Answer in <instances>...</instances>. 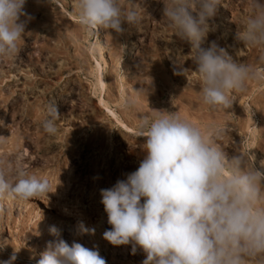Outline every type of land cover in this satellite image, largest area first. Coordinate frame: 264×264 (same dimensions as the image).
I'll return each instance as SVG.
<instances>
[{
	"label": "rangeland",
	"instance_id": "obj_1",
	"mask_svg": "<svg viewBox=\"0 0 264 264\" xmlns=\"http://www.w3.org/2000/svg\"><path fill=\"white\" fill-rule=\"evenodd\" d=\"M122 4L125 8L141 4L144 14L140 25L125 21L124 32L117 34L83 28L76 0L26 2L25 11L32 18L19 42L22 49L17 58L0 59V159L13 169L22 165L30 174L48 179L51 192L29 201L0 200L4 245L0 260L15 251L14 264H36L47 242L56 239L50 233L53 226L70 246L76 242L98 250L106 264H142L146 258L139 248L133 254L131 245L114 246L103 238L111 225L101 189L126 179L146 153L145 139L124 131L111 113L98 106V69L107 79L103 92L111 111L133 130L142 116L156 111H177L198 125L222 124L228 128L224 141L228 156L250 151L255 167L264 172L260 163L264 82H249L230 109H209L200 97L191 45L165 22L163 0H122ZM248 14L247 0H221L202 46L215 42L234 60L260 70L258 58L264 51L245 46L236 37ZM137 92H142L137 108L125 110V99L137 97ZM52 100L60 115L54 136L42 128ZM246 104L252 114L245 110ZM249 129L258 130L255 137ZM81 224L94 229V234L81 232Z\"/></svg>",
	"mask_w": 264,
	"mask_h": 264
},
{
	"label": "clouds",
	"instance_id": "obj_2",
	"mask_svg": "<svg viewBox=\"0 0 264 264\" xmlns=\"http://www.w3.org/2000/svg\"><path fill=\"white\" fill-rule=\"evenodd\" d=\"M27 0H0V59L17 58L20 41L32 18ZM165 22L173 34L191 45L199 92L211 110L232 107L251 81L264 82L260 70L233 59L215 42L203 47L212 30L209 21L221 0H163ZM78 23L85 29L124 32L123 22L141 24L144 8L122 0H76ZM249 14L236 37L245 46L264 51V2L247 0ZM23 17V19H22ZM187 70H182L185 74ZM137 97L128 96L123 108L134 110ZM42 128L58 132L60 115L55 100L48 103ZM228 128L209 122L198 125L177 111H156L137 124L136 137H145L146 153L126 179L101 189V203L111 228L103 238L114 246L141 249L142 264H264V172L250 151L229 157L224 150ZM250 157H254L250 158ZM264 167V161H261ZM11 177V178H10ZM50 181L30 174L22 165L12 168L0 159V200L29 201L47 195ZM81 232H91L83 224ZM47 242L36 264H106L98 250L60 238ZM4 247L0 244V250ZM16 252L0 264H14Z\"/></svg>",
	"mask_w": 264,
	"mask_h": 264
},
{
	"label": "bare ground",
	"instance_id": "obj_3",
	"mask_svg": "<svg viewBox=\"0 0 264 264\" xmlns=\"http://www.w3.org/2000/svg\"><path fill=\"white\" fill-rule=\"evenodd\" d=\"M99 66V64H98ZM97 81H96V87L98 88V92H100V95L98 97V101H99V104L98 106H102L104 109H106L109 113H111L117 120H118V123L119 125L121 126V128L126 131V132H131L135 138L137 140H143V139H146L145 137H136V131L133 130L132 128H130L129 126H127L126 124H124L121 120L118 119V117H116V115L111 111L110 107H109V103L107 102L106 100V96H105V92H103V90L105 89L106 87V82H107V79H106V76L104 75L103 71L98 69L97 71ZM245 110L246 111H250V114L253 113L252 109L250 108V104H246L245 105ZM249 131L251 132L252 136L255 137V133L258 131L257 129H249ZM255 139V138H254ZM253 142V141H252ZM249 147H252V145L249 144ZM140 152L137 153V155L139 156ZM100 224V223H99ZM97 225V224H96Z\"/></svg>",
	"mask_w": 264,
	"mask_h": 264
}]
</instances>
